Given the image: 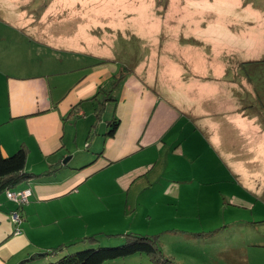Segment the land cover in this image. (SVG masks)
I'll return each instance as SVG.
<instances>
[{"label":"rangeland","instance_id":"374dc122","mask_svg":"<svg viewBox=\"0 0 264 264\" xmlns=\"http://www.w3.org/2000/svg\"><path fill=\"white\" fill-rule=\"evenodd\" d=\"M27 1L0 0V67L8 74L16 73L11 62L17 67L40 47L21 29L22 17H41L36 28L43 23L48 32L57 28L66 38L76 18L86 17L95 20L88 28L97 25L90 43L98 37L101 44L102 35L113 29L109 42L118 55L102 62L119 64L124 72L134 61L130 55L140 51V61L150 68L149 86L159 83V75L169 76L170 69L172 82L181 83L183 65L191 67H186L191 72L186 73L191 77L187 82L197 79L193 85L198 91L186 93L192 108L182 110L192 111L193 120L182 117L170 136L175 140L184 126L192 133L182 144L176 141L169 148L166 141L144 149L147 176H137L101 204L92 200V206L97 203L99 212L107 215L99 220L105 228L96 230L102 231L99 242L91 246H117L126 241L116 237L145 233L156 236V253L140 251L101 264H264V63L249 61L264 57V0H230L238 4L236 10L225 0H129L132 5L120 3L126 0H51L46 8L50 0ZM43 10L47 12L40 13ZM48 14L75 17L60 26L56 17L47 24L42 16ZM36 28L27 29L36 35ZM225 53L237 60L231 63L224 56L232 69L222 73ZM45 54L34 53L29 75L44 70ZM87 57L89 64L98 61L94 55ZM178 57L179 67L173 65ZM151 60L152 66L147 62ZM86 207H91L89 202ZM88 246H72L67 252ZM43 261L34 258L26 264Z\"/></svg>","mask_w":264,"mask_h":264},{"label":"crops","instance_id":"0c3cea01","mask_svg":"<svg viewBox=\"0 0 264 264\" xmlns=\"http://www.w3.org/2000/svg\"><path fill=\"white\" fill-rule=\"evenodd\" d=\"M132 2L120 3L132 5ZM46 4L44 8L51 6V0ZM136 5L139 7L140 3L136 1ZM54 17L61 26L74 20L75 16H42L47 24L52 23ZM78 18L74 31L66 38L57 28L48 32V25L43 23L36 28L41 17H22L25 21L21 29L40 47L28 53L31 55L28 60L17 67L8 59L16 72L14 75L0 67L1 153L9 155L24 146L27 149L24 170L40 174L32 175L12 188L28 186L32 191L29 201L19 207L23 215L19 230L10 217L18 205L8 200L4 192L0 194V264H22L36 252L91 233L87 226L106 219L107 215L106 211L99 212L97 203L92 206V200L101 204L104 198L117 196L122 187L127 189L137 176H147L149 157L142 152L144 149L166 141L171 143L170 148L176 141L182 144L192 133V129L184 126L175 140L170 136L182 117L193 120V115L192 111H178L169 98L181 107L192 108L187 103L192 98L186 93L196 89L195 82L192 79L187 82L182 75L181 83H173L175 77L170 69L169 76L159 75V83L155 86L152 82L153 87L149 86L150 68L140 61L138 42L136 49L139 52L134 54V61L128 62L124 75L120 76L119 64L102 62L111 61L118 55L114 44L109 42L113 29L109 28V33L102 35L101 44L97 36V40L90 43L93 39L90 34L97 30V25L88 28L87 23L95 20ZM27 28H36L37 34H30ZM64 30L68 32L71 28L64 27ZM41 51L46 53V65L41 68L44 70L29 75L34 65L31 63L33 55ZM58 51L62 54H57ZM88 55L96 56L97 63H87ZM147 62L152 66V60ZM158 68L163 69L162 66ZM116 75L119 76L115 80ZM114 83L112 99L104 101L97 110L101 91L109 90ZM76 106L78 110L71 113ZM107 110L105 119L117 117L119 124L115 133L105 138L102 136L106 127L103 114ZM66 156L70 158L64 164L62 161ZM51 166L58 169L44 175L45 168ZM88 202L91 207H86Z\"/></svg>","mask_w":264,"mask_h":264},{"label":"trees","instance_id":"16d2710c","mask_svg":"<svg viewBox=\"0 0 264 264\" xmlns=\"http://www.w3.org/2000/svg\"><path fill=\"white\" fill-rule=\"evenodd\" d=\"M224 2L229 5V7L231 8L230 10L239 9L238 4L235 6V4L232 3L230 0H225ZM230 17L234 18L233 16H230ZM232 22L233 21L231 20L230 23H232ZM261 38L264 39V37H262V36H261ZM127 54L129 55L130 53L128 52ZM206 54H209V53H206ZM133 56H134V54L130 55L131 58ZM224 56L229 58L231 63H233L234 61L237 60V59L231 60V57L233 55L231 54V55L227 56L225 53L221 58V63H223V64L225 63L222 67V73H224L226 70L231 71V69H232V67L229 64V61L225 62L223 60ZM215 57L218 60L220 58V56H218V55H216ZM174 59L175 60L173 62L175 65H177L178 67L182 66L180 57L174 58ZM249 61L252 63H264V57H260L257 55V58H251ZM186 67H189V66L183 65L184 70L182 69L184 71L182 74L184 79L191 78V77L186 76V73L190 72V69H188ZM189 68H191V67H189ZM119 73H121L120 76L124 75L123 70L120 71ZM117 76H119V75L115 76V80L117 79L116 78ZM194 77H196V76H194ZM195 80H197V79L194 78L192 81H195ZM115 83L110 87L109 90L101 91V96L98 99L99 106L96 108L97 110L100 109V105L104 104V101L112 99L113 96L111 95V92L113 91L112 88L115 85ZM194 88H196V89H192L191 92L189 91L188 93L192 95L193 93L196 92V90L198 91V87H194ZM169 99H170L169 100L170 104L172 106H174V108H176L178 111L181 112L184 109V107L183 106L181 107V104L176 103L174 101V99H171V98H169ZM76 108H74L71 113L78 110L77 106H76ZM73 115H74V117L77 116L76 113H74ZM118 124H119V119L117 117H113L111 119L106 120V127H105V131L102 133V136H105V138L111 137L115 133V131L118 127ZM26 154H27V149L24 146H21L19 149H17L16 151H14L13 153H11L9 155H3L1 153V150H0V194L3 192L6 193L7 191H9V188H15L16 185L20 181L28 179L32 175L33 176L34 175H36V176L40 175V174H33L31 172L24 170ZM57 169H58L57 166H51L49 170H45L44 175L45 174H52ZM24 188H28V186H26ZM24 188H21V189H24ZM21 189H15V190H21ZM5 196L7 197L6 194H5ZM29 198H30V196L28 197V201H29ZM7 199H9V198L7 197ZM15 204L18 205L17 203H15ZM21 205H18L16 210L13 211V212H17L20 215L21 220L19 222H14L11 219V222L16 225V229L19 228L18 227L19 223L23 220V215H22L21 209L19 210V207ZM12 213L10 216L11 218H12ZM87 228L89 229V231H91V233H89L85 236L79 237L75 240H72L68 243L59 244V245L50 247L48 249L36 252L30 259L43 258L44 261L40 264H101L102 262H104L106 260H112V259L121 258V257L122 258L132 257L136 253H140V251L146 253L147 255L152 254V253H156L155 252L156 247L153 244V242H155L156 236L153 234L148 235L145 233H128V234H130V236L128 238H125V237H121V238L116 237L115 238L118 241L121 239L126 241L125 244H120V245L116 246V245H101L99 243L100 245H95L93 247L91 245L99 242V240L101 238L100 235L102 234L101 233L102 231L96 232V230L105 228V224L101 223L99 220H97L95 223H91L89 226H87ZM122 235H124V234L122 233ZM108 239H110V238H108ZM80 245H82V246L89 245V246L81 248V249H77L73 252H67L69 247L74 246L76 248ZM30 259H28V260H30ZM28 260H26L22 264H26V262H28ZM29 264H32V263H29Z\"/></svg>","mask_w":264,"mask_h":264},{"label":"built area","instance_id":"2783aa9c","mask_svg":"<svg viewBox=\"0 0 264 264\" xmlns=\"http://www.w3.org/2000/svg\"><path fill=\"white\" fill-rule=\"evenodd\" d=\"M31 191L29 188H24L21 190H9L6 192L7 197L17 203L18 205H21L28 201V197L30 196ZM12 221L19 222L21 220L20 215L17 212L12 213Z\"/></svg>","mask_w":264,"mask_h":264},{"label":"water","instance_id":"95a60500","mask_svg":"<svg viewBox=\"0 0 264 264\" xmlns=\"http://www.w3.org/2000/svg\"><path fill=\"white\" fill-rule=\"evenodd\" d=\"M69 158H70V156H66V157L63 159L62 163L65 164V163L69 160Z\"/></svg>","mask_w":264,"mask_h":264},{"label":"clouds","instance_id":"9594fccd","mask_svg":"<svg viewBox=\"0 0 264 264\" xmlns=\"http://www.w3.org/2000/svg\"><path fill=\"white\" fill-rule=\"evenodd\" d=\"M9 190H15V189H12V188H9ZM31 193H32V191H31ZM6 194V193H5ZM31 195V194H30ZM12 201V200H11ZM14 202V201H13ZM26 203V202H25ZM17 232V231H16Z\"/></svg>","mask_w":264,"mask_h":264}]
</instances>
